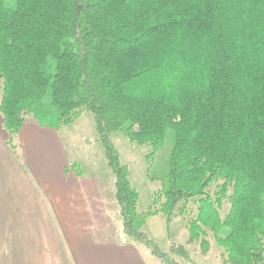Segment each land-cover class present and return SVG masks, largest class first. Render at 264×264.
<instances>
[{
    "label": "trees",
    "instance_id": "obj_1",
    "mask_svg": "<svg viewBox=\"0 0 264 264\" xmlns=\"http://www.w3.org/2000/svg\"><path fill=\"white\" fill-rule=\"evenodd\" d=\"M83 112L126 237L162 264H196L184 245L163 252L143 230L161 215L167 228L183 220L204 252L215 242L233 264H264V0H0L8 145L17 152L28 118L57 130ZM168 130L167 186L139 211L111 135L152 157Z\"/></svg>",
    "mask_w": 264,
    "mask_h": 264
},
{
    "label": "crops",
    "instance_id": "obj_2",
    "mask_svg": "<svg viewBox=\"0 0 264 264\" xmlns=\"http://www.w3.org/2000/svg\"><path fill=\"white\" fill-rule=\"evenodd\" d=\"M8 137L0 113V264H162L123 234L114 196L69 168L58 130L27 119L17 152Z\"/></svg>",
    "mask_w": 264,
    "mask_h": 264
},
{
    "label": "rangeland",
    "instance_id": "obj_3",
    "mask_svg": "<svg viewBox=\"0 0 264 264\" xmlns=\"http://www.w3.org/2000/svg\"><path fill=\"white\" fill-rule=\"evenodd\" d=\"M57 130L68 155L69 166L76 163L78 168L74 171L88 174L90 178L97 180L105 188L104 195H110L111 199L114 196V177L107 166L102 146L97 141L92 115L83 112L73 123ZM111 141L119 152L120 161L128 168L131 186L139 194L138 210L143 211L152 203L154 192L161 191L167 186L168 159L173 144V133L168 130L162 146L152 157L148 156V146L131 142L121 132L112 134ZM227 209L228 205L225 204L221 210L222 215ZM104 218L109 221L107 229L104 230L112 235H119V229L110 218L105 216ZM162 218L163 216L158 215L149 221L147 235L163 252H168L171 242H174L184 245L196 264H233L227 261L225 255L221 253L222 249L215 242H211L206 252L193 243L187 245L188 233L183 220H174L168 230ZM200 224L205 228L204 222Z\"/></svg>",
    "mask_w": 264,
    "mask_h": 264
}]
</instances>
